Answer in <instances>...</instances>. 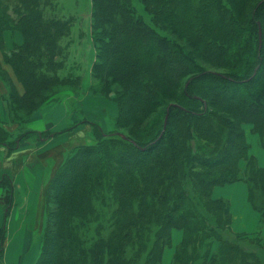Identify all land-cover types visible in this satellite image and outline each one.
Listing matches in <instances>:
<instances>
[{"label": "trees", "instance_id": "trees-1", "mask_svg": "<svg viewBox=\"0 0 264 264\" xmlns=\"http://www.w3.org/2000/svg\"><path fill=\"white\" fill-rule=\"evenodd\" d=\"M52 3L0 0V95L10 117L0 111V151L81 125L26 127L55 88L83 85L85 72L120 109L115 127L86 119L92 140L67 149L56 167L35 264H162L174 229L184 236L173 264H264L263 237L234 231L229 201L213 196L216 186L245 181L264 225V166L246 131L251 125L264 148V0H92L90 69L66 61L70 48L80 53L65 38L78 20ZM6 32L23 39L7 49ZM90 76L82 91L93 87ZM14 183L0 175V189ZM6 236L5 222L0 258Z\"/></svg>", "mask_w": 264, "mask_h": 264}, {"label": "rangeland", "instance_id": "rangeland-1", "mask_svg": "<svg viewBox=\"0 0 264 264\" xmlns=\"http://www.w3.org/2000/svg\"><path fill=\"white\" fill-rule=\"evenodd\" d=\"M51 1L53 2V6L59 8L57 9V12L63 14L64 17L66 16L65 18L72 16L76 17L78 20L77 23H74V25L72 24L71 29L65 38H68V40H75L74 44H71V46L74 45L73 47L78 48L80 53L75 55V49L70 48L66 52V61L68 60L69 62H72V60L79 58L78 62L81 63L82 66L90 69V60L95 59L98 52V49L93 44L90 34L92 0ZM46 8L51 10L52 5L47 4ZM83 29L85 32H82ZM86 38L89 40L87 43L84 42ZM18 39H23L20 33L11 34L10 32H6L5 47L7 49H12L13 43L19 42ZM68 40H65L64 44H66ZM180 42H183V40ZM3 51V46L0 42V61H3ZM6 66L7 67L5 69L14 78L15 75L13 74L11 67L8 65ZM80 72L82 73L84 70L81 69ZM89 76L87 72H85L86 80L83 83L84 86L86 85V81ZM90 79L93 83V87L86 91H82V88L84 87L83 85L72 86L69 84L67 87L55 88L54 91H58V93L54 96L53 102L49 104L50 106L46 108L43 107L41 110L37 111V114H35L32 120L29 119L27 122L26 127L29 128L33 122H36L38 119H43V124L37 125V123H35L36 126H33V128H40L43 126L45 128L44 130L48 128L56 129L59 128L60 125L62 127H68L70 125H74L76 122L79 124L81 123V125L76 127L74 131L57 136L51 142L45 144V146L39 147L41 149L38 151H42L44 149V155H51L48 160L50 163H46L47 167L44 170L43 163L39 159L35 161L33 160L34 162L30 165L27 164V166L23 169V174L19 175V177L25 176V180H29L24 183L25 185L23 184L22 188H20L18 184H15L16 182L14 183L15 186L13 187V193L8 186H5L4 188L1 187L0 228H2L6 222L7 236L4 242V253L0 258V264H35L39 258L47 227L48 209L51 205L50 200H48V196L50 178L51 175L54 174L52 170L55 168L57 163L61 162L65 158L66 152L68 151L66 149L69 145L72 147L74 145L87 143L92 140V124L84 121L86 119L99 121L103 124L105 129L110 128L111 126H117L120 109L119 105L115 99L103 96L101 92L103 83L99 77L94 76L93 73V75L90 76ZM19 86L22 87L20 84ZM114 87L116 86H112L111 88ZM5 90V85L0 79V92L4 93ZM111 92L115 96L116 91ZM60 93L61 95L58 96ZM74 103H76L77 106H74ZM0 111L1 118L4 121L9 122L10 117L8 107L1 95ZM26 113V111H22L23 115H26ZM52 119L55 120V123L50 122ZM9 127L14 130L17 125L12 123ZM33 128L30 127L29 129ZM246 130L250 132L252 149L256 154H252V156L256 158L258 164L264 166V148L259 145V142H255L253 140V138L256 139L257 136L252 134L253 132L250 130V125L246 126ZM29 140L31 141L30 143H34L35 141L33 138H29ZM58 143L61 144V148L52 149L53 145ZM25 144L30 146L27 142H25ZM9 156L10 154L8 153L7 148L3 147L0 151V175L3 172H8L11 173L12 178L14 179L15 173H17L18 169H22V167L17 168L20 160L17 162L16 160L9 159ZM26 160H28V158H26ZM246 198L248 199V196ZM11 200H13L12 204ZM7 205L10 206L8 211L4 208ZM258 215L260 219L261 214L257 211L256 216ZM248 224L250 227L248 226V229H245V233L250 236H257V234H260L263 237L264 242V225L259 227L257 219L252 220ZM8 230L10 232H8ZM183 236L184 232L181 229L173 230L172 243L171 246L165 247L162 264H173L175 251L179 248V245L183 240ZM219 248L220 242L215 241L212 246V251L217 252ZM193 264H201L200 259Z\"/></svg>", "mask_w": 264, "mask_h": 264}, {"label": "crops", "instance_id": "crops-1", "mask_svg": "<svg viewBox=\"0 0 264 264\" xmlns=\"http://www.w3.org/2000/svg\"><path fill=\"white\" fill-rule=\"evenodd\" d=\"M18 40H19V42L21 41L20 39H18ZM52 120L50 122L55 123L54 122L55 120L54 119H52ZM43 121H44L43 119H38L36 122H33L29 126V128L30 127L33 128V126H36L35 123H37V125L43 124ZM60 127H62V126L60 125ZM251 127L252 126L250 125V130H251ZM62 128H65V127H62ZM33 129L41 132V131H44L45 128L42 126L40 128H33ZM252 134L257 136V138L256 139L253 138V140L255 142L256 141L259 142L258 135L255 133H252ZM60 135H62V134H60ZM60 135H58V136H60ZM55 137H57V136H52L50 139L43 138L44 141L41 144L35 143L36 141H34V143H30L31 141L28 140L27 143L30 146H27V144H25V142H22L21 148L18 151L13 152L9 156V159L16 160L17 162H19L18 160H20V163H18L17 168L22 167V169L17 170V173H15V178H14V180H15L14 182H16L15 184H18L20 186V188L23 187V184L25 182L29 181V180H25V176L19 177L20 174H23L22 173L23 169L27 166V164L30 165L35 160L39 159L43 163V170H44L47 167V164L50 163V161H48V160H49V156H51V155H48V156L44 155L43 154L44 149L42 151H38V150L41 149V148H39L40 146L41 147L45 146V144L51 142L53 139H55ZM247 138H248V142L250 143V155L255 154L253 149H252V140H251V135H250L249 131H247ZM259 145H260V143H259ZM55 148H61V144L58 143V144L53 145L52 149H55ZM70 148H71V146L69 145L67 147V149H70ZM26 158H28V160H26ZM59 163H57L55 168L52 170L53 172L56 171L55 169L58 165H60ZM38 168H39V166H38ZM51 177H52V175H51ZM245 183H246L245 181H237V182L230 183V184L216 186L213 190V196L215 198H224V199L229 201V205L227 206L225 213H226L227 217L229 216V217H231V219L233 218L232 219L233 220V224H232L233 230L236 232H244V233L246 231L245 229H248V226H249L248 223L249 222L257 219V224L259 226V221H260L259 215L256 216L257 211L254 210L253 205L249 201V186L247 183L246 184ZM231 189H232V191H231ZM12 193H13V191H12ZM247 196H248V199L246 198ZM8 232H10V231L8 230Z\"/></svg>", "mask_w": 264, "mask_h": 264}, {"label": "water", "instance_id": "water-1", "mask_svg": "<svg viewBox=\"0 0 264 264\" xmlns=\"http://www.w3.org/2000/svg\"><path fill=\"white\" fill-rule=\"evenodd\" d=\"M262 41V30L260 29V42ZM167 121H168V115L166 116V120H165V127L167 125Z\"/></svg>", "mask_w": 264, "mask_h": 264}]
</instances>
